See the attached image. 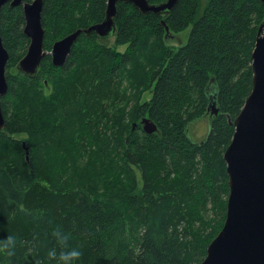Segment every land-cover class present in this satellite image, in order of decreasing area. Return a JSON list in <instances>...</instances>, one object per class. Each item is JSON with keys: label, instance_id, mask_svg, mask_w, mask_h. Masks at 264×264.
<instances>
[{"label": "trees", "instance_id": "obj_1", "mask_svg": "<svg viewBox=\"0 0 264 264\" xmlns=\"http://www.w3.org/2000/svg\"><path fill=\"white\" fill-rule=\"evenodd\" d=\"M106 4L43 0L44 50L102 22ZM117 6L114 44L125 45L123 53L94 33L80 34L63 66L46 55L34 77L15 69L29 44L22 7L1 8L9 60L0 101V241L11 235L15 243L0 248V264H58L70 248L81 253L72 264H200L223 226V154L234 132L228 118L251 90L264 6L179 0L165 16ZM190 25L183 45L165 44L166 27L172 34ZM144 92L151 96L141 103ZM208 93L218 114L194 142L187 131L207 115ZM143 117L156 132H143Z\"/></svg>", "mask_w": 264, "mask_h": 264}, {"label": "water", "instance_id": "obj_2", "mask_svg": "<svg viewBox=\"0 0 264 264\" xmlns=\"http://www.w3.org/2000/svg\"><path fill=\"white\" fill-rule=\"evenodd\" d=\"M178 1L165 0L149 4L147 0H107L102 22L61 38L52 45L50 52L43 48V0L30 3L23 0H0V12L5 4L22 7L25 20L23 34L29 44L15 69L28 77H34L46 55L51 57L53 66H63L80 34L94 33L100 40L114 35V19L118 14L119 2L133 5L143 15L153 13L165 16ZM259 1L264 6V0ZM165 29L166 37L168 28ZM251 59L250 93L236 117L233 120L228 118L234 132L223 154L228 177L225 220L219 233L206 248V255L200 264H264V19L257 30ZM8 60L9 55L0 36V101L8 91L5 74ZM213 97L208 93L207 113L210 111L211 118L218 114ZM141 125L143 132L148 135L157 130L156 124L148 117L141 119ZM4 126L5 119L0 105V131ZM135 126L134 123L133 128Z\"/></svg>", "mask_w": 264, "mask_h": 264}, {"label": "rangeland", "instance_id": "obj_3", "mask_svg": "<svg viewBox=\"0 0 264 264\" xmlns=\"http://www.w3.org/2000/svg\"><path fill=\"white\" fill-rule=\"evenodd\" d=\"M207 2V0H199V4L200 6L204 5ZM192 26H188V28H186L184 31L179 32V33H169V35L167 34V37L165 39V44L167 46H170L174 49L180 47L181 45H183L190 34ZM104 44L108 47H112L114 48L115 51L123 53L124 50L126 49V46H116L114 44V36L108 38L107 40H104ZM13 70V69H11ZM46 82V80L44 81ZM126 82L125 80L123 81ZM43 89L45 91L46 94H49L51 92V84H47V85H43ZM151 94L149 92H144L142 94L141 100L140 102L143 103L147 100H149ZM131 104L129 101H126V103L122 106L124 109V114H126L127 116H129V108H130ZM133 120H130L129 122H132ZM137 123H139L141 129H142V125H141V119L137 120ZM209 130L208 127V118L204 117L203 119H200L198 121H195L193 124H191L188 128V134L191 137V140L194 142H201L207 135V132ZM17 139H20L21 141L24 140V137L26 136L25 134H18L16 135ZM23 143V142H22Z\"/></svg>", "mask_w": 264, "mask_h": 264}, {"label": "clouds", "instance_id": "obj_4", "mask_svg": "<svg viewBox=\"0 0 264 264\" xmlns=\"http://www.w3.org/2000/svg\"><path fill=\"white\" fill-rule=\"evenodd\" d=\"M61 239H66V237L61 236ZM15 243V238L11 235L0 241V248L5 250H10ZM50 256H57L55 250L49 253ZM81 255L78 248H70L67 250H62L58 256V264H72V262Z\"/></svg>", "mask_w": 264, "mask_h": 264}, {"label": "flooded vegetation", "instance_id": "obj_5", "mask_svg": "<svg viewBox=\"0 0 264 264\" xmlns=\"http://www.w3.org/2000/svg\"><path fill=\"white\" fill-rule=\"evenodd\" d=\"M208 114V116H206L207 118H208V120L211 118L210 116L212 115V114H210V111L207 113Z\"/></svg>", "mask_w": 264, "mask_h": 264}, {"label": "bare ground", "instance_id": "obj_6", "mask_svg": "<svg viewBox=\"0 0 264 264\" xmlns=\"http://www.w3.org/2000/svg\"><path fill=\"white\" fill-rule=\"evenodd\" d=\"M148 3H149V2H148ZM149 4H151V3H149ZM112 36H114V35H112ZM112 36H111V37H112ZM109 38H110V37H109ZM68 56H69V55H68Z\"/></svg>", "mask_w": 264, "mask_h": 264}]
</instances>
